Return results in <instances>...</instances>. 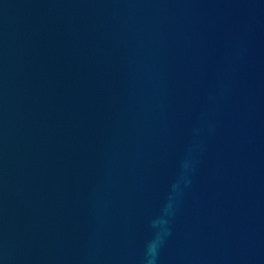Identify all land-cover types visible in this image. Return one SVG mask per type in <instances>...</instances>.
<instances>
[{
    "label": "water",
    "instance_id": "obj_1",
    "mask_svg": "<svg viewBox=\"0 0 264 264\" xmlns=\"http://www.w3.org/2000/svg\"><path fill=\"white\" fill-rule=\"evenodd\" d=\"M153 240L264 264V0H0V264Z\"/></svg>",
    "mask_w": 264,
    "mask_h": 264
},
{
    "label": "clouds",
    "instance_id": "obj_2",
    "mask_svg": "<svg viewBox=\"0 0 264 264\" xmlns=\"http://www.w3.org/2000/svg\"><path fill=\"white\" fill-rule=\"evenodd\" d=\"M165 211H167V209ZM156 249H157V241L153 240V241L149 242V244L146 247L145 264H154Z\"/></svg>",
    "mask_w": 264,
    "mask_h": 264
}]
</instances>
